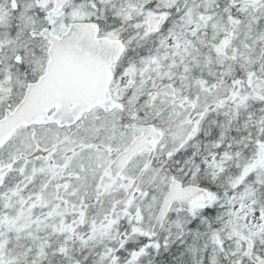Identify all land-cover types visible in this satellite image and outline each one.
<instances>
[{
	"label": "snow or ice",
	"instance_id": "snow-or-ice-1",
	"mask_svg": "<svg viewBox=\"0 0 264 264\" xmlns=\"http://www.w3.org/2000/svg\"><path fill=\"white\" fill-rule=\"evenodd\" d=\"M0 264H264V0H0Z\"/></svg>",
	"mask_w": 264,
	"mask_h": 264
}]
</instances>
